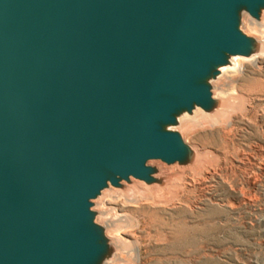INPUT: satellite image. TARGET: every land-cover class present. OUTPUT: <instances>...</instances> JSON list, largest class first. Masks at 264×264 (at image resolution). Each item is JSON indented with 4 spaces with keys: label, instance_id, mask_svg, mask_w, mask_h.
Wrapping results in <instances>:
<instances>
[{
    "label": "water",
    "instance_id": "water-1",
    "mask_svg": "<svg viewBox=\"0 0 264 264\" xmlns=\"http://www.w3.org/2000/svg\"><path fill=\"white\" fill-rule=\"evenodd\" d=\"M264 0H0V264H105L93 200L152 160L185 165L179 118L258 40Z\"/></svg>",
    "mask_w": 264,
    "mask_h": 264
},
{
    "label": "rangeland",
    "instance_id": "rangeland-1",
    "mask_svg": "<svg viewBox=\"0 0 264 264\" xmlns=\"http://www.w3.org/2000/svg\"><path fill=\"white\" fill-rule=\"evenodd\" d=\"M244 62V70L230 81L237 79L233 83L246 108L228 124L186 134L188 142L213 154L214 177L152 160L170 173L193 177L196 185L186 182L177 195L158 200L157 185L133 178L146 192L154 189L164 205L136 206L135 199L110 198L109 193L99 201L129 213L133 225L125 222L123 228L129 229L125 236L131 246L121 250L127 264H264V58L257 65Z\"/></svg>",
    "mask_w": 264,
    "mask_h": 264
},
{
    "label": "bare ground",
    "instance_id": "bare-ground-1",
    "mask_svg": "<svg viewBox=\"0 0 264 264\" xmlns=\"http://www.w3.org/2000/svg\"><path fill=\"white\" fill-rule=\"evenodd\" d=\"M251 25L254 26L251 27ZM243 29L247 34L254 36L258 40V51L249 57L233 56L231 62L221 68L218 77L212 81L213 96L219 102V106L214 111L206 112L202 108L198 107L192 114L185 113L184 115L180 116L179 126L176 128L180 130L185 141L191 145L195 154L193 160L188 164L181 165L179 163H175L172 165H178L179 167L192 168L196 171H202V174L205 175L208 179L215 176L217 168V166L215 168V165L212 164V162L209 160V156H212L213 154L209 151H202L196 145L188 142L186 134L189 130H194L197 127L204 125L228 124L236 113H239L246 108V99L238 95L235 83H233L234 81L236 82L237 79H235L234 81L230 80H232L237 74L241 73L242 70H244V61H253V63L257 65L260 60L264 58V11L262 13V18L259 21L244 16ZM220 92H225L226 94L219 95ZM157 168L159 172L155 176L161 179V182H155L153 184H149L148 186H158V188L155 187V195L158 200L169 199L173 194L175 195L178 186L180 190V188H182V186L186 182L193 186L196 185L195 179L191 176L189 177L188 175H186L188 176L186 177L182 174L170 173L166 167L157 166ZM178 177L179 179H177ZM108 193L111 195L110 198L117 197L118 199V197L122 195L127 200L135 199L132 204H135L136 206H144L147 204L164 205L165 202L157 201L155 199L154 189H149L146 192L145 187L140 182H134L133 179L132 182L123 181L122 187L111 186L107 189H104L102 191V194L98 198L93 200V209L98 213L97 221L105 226L106 234L110 239V243L114 249L113 256L109 260H107L105 264H127V260L121 250L131 245L129 239L125 236L129 229L127 231L124 230L123 224L125 222L132 224V220L130 216L127 215L129 213L122 214L115 207L104 205L106 199H104L101 203L99 202ZM119 199L121 198L119 197ZM175 199L176 198H173L172 201H174ZM134 248L138 252L139 248L136 245Z\"/></svg>",
    "mask_w": 264,
    "mask_h": 264
}]
</instances>
